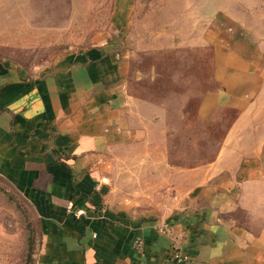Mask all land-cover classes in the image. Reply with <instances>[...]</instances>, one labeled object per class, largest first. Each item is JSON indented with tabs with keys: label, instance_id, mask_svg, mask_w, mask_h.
I'll list each match as a JSON object with an SVG mask.
<instances>
[{
	"label": "crops",
	"instance_id": "obj_1",
	"mask_svg": "<svg viewBox=\"0 0 264 264\" xmlns=\"http://www.w3.org/2000/svg\"><path fill=\"white\" fill-rule=\"evenodd\" d=\"M240 27L196 112L223 136L186 169L135 111L119 35L36 74L0 61V177L32 211V264H264V35Z\"/></svg>",
	"mask_w": 264,
	"mask_h": 264
},
{
	"label": "rangeland",
	"instance_id": "obj_2",
	"mask_svg": "<svg viewBox=\"0 0 264 264\" xmlns=\"http://www.w3.org/2000/svg\"><path fill=\"white\" fill-rule=\"evenodd\" d=\"M241 24L264 35V0H0V61L36 74L66 52L119 35L135 111L168 160L186 169L212 160L223 136L224 124L196 112L214 88L213 44L232 42ZM127 169L117 168L119 179L132 176ZM35 243L29 205L0 177V264H32Z\"/></svg>",
	"mask_w": 264,
	"mask_h": 264
},
{
	"label": "built area",
	"instance_id": "obj_3",
	"mask_svg": "<svg viewBox=\"0 0 264 264\" xmlns=\"http://www.w3.org/2000/svg\"><path fill=\"white\" fill-rule=\"evenodd\" d=\"M137 246H140V242H137ZM176 259L179 260L178 256H176Z\"/></svg>",
	"mask_w": 264,
	"mask_h": 264
},
{
	"label": "trees",
	"instance_id": "obj_4",
	"mask_svg": "<svg viewBox=\"0 0 264 264\" xmlns=\"http://www.w3.org/2000/svg\"><path fill=\"white\" fill-rule=\"evenodd\" d=\"M32 255V254H31Z\"/></svg>",
	"mask_w": 264,
	"mask_h": 264
}]
</instances>
